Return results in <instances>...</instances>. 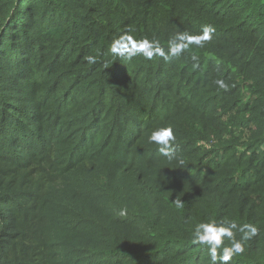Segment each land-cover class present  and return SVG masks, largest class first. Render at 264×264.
Here are the masks:
<instances>
[{"label":"trees","instance_id":"16d2710c","mask_svg":"<svg viewBox=\"0 0 264 264\" xmlns=\"http://www.w3.org/2000/svg\"><path fill=\"white\" fill-rule=\"evenodd\" d=\"M204 25L167 62L111 52ZM212 220L264 264V0H0V264H210Z\"/></svg>","mask_w":264,"mask_h":264},{"label":"clouds","instance_id":"9594fccd","mask_svg":"<svg viewBox=\"0 0 264 264\" xmlns=\"http://www.w3.org/2000/svg\"><path fill=\"white\" fill-rule=\"evenodd\" d=\"M215 28L212 25L202 26L199 35L189 33H177L168 42L167 50L158 41L147 38L137 41L131 35H124L115 40L111 46V52L119 57L131 59L136 55H142L145 59L151 60L153 57H161L164 61H170L173 57H178L184 53L191 45L203 47L211 41ZM190 59L194 62L193 68L199 67V57L192 54ZM86 60L89 64L96 62L95 56H88ZM221 89H227L228 85L222 79L215 81ZM149 141L158 146L159 153L172 160L176 157L175 142L176 136L171 126L160 127L153 130L149 136ZM183 164V161H180ZM178 208H182L184 203L179 199L174 201ZM120 216L127 215V209L121 208ZM237 233H241L237 238ZM259 233L256 225L244 223L238 225L233 220H222L217 222H201L196 225L193 235V243L207 248L210 264H229L234 257H239L245 253V244L252 240ZM227 240V244L225 243Z\"/></svg>","mask_w":264,"mask_h":264}]
</instances>
